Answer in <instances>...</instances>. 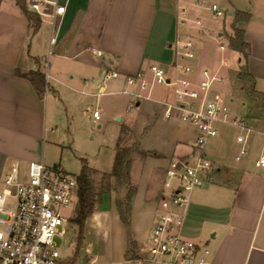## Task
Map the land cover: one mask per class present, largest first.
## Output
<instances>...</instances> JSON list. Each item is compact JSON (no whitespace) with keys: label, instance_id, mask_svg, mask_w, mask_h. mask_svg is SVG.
<instances>
[{"label":"crops","instance_id":"obj_1","mask_svg":"<svg viewBox=\"0 0 264 264\" xmlns=\"http://www.w3.org/2000/svg\"><path fill=\"white\" fill-rule=\"evenodd\" d=\"M30 1L27 0V6L32 10ZM46 1L43 14L37 12L41 20L39 29L32 35L30 21L17 0H0V190L13 163L30 165L44 160L42 150L52 107L60 103L74 116V110L81 106L83 99L105 95L109 99L103 102L99 120L112 116L120 122L118 139L126 126L140 138L141 150L160 155L143 158L138 173L132 170L137 191L130 228L122 222L116 209L118 214H113V219L117 215L118 222L114 224L113 220V230L110 214L100 208L95 214L97 232L113 243V253L117 250L116 255L113 254L117 257L115 262L153 261L146 258L150 255L143 249L146 257L127 259L129 237L146 248L159 211L168 166L173 160H193L201 151L196 146L198 133L194 125L182 121L178 114L171 118L164 116L162 103L174 101V87L156 84L150 66L157 63L169 76L188 77L195 83L200 71L207 69L222 78L221 82L214 83L212 95L220 93L225 84L222 66H212V71L208 67L201 68L199 62L193 63L195 72L185 74L174 67V43L178 38L202 43L214 40L224 49L229 46L227 36L233 30L228 33L224 27L218 30L217 36L211 35L213 27L200 16L208 9L195 5L194 0ZM53 2L65 6L64 13L57 15L55 26L50 16L56 8ZM181 7L188 8L189 20L185 24H179ZM198 19L202 24H196ZM233 19L234 15L231 24ZM247 34L246 29L245 39L252 53V41ZM53 37L56 41L52 44ZM49 49L53 50L51 56ZM94 49L103 54L99 55ZM198 49L196 46L195 53ZM251 57L250 54L248 69L257 86L264 81V68L255 61L252 63ZM44 58L49 59L50 71L43 69ZM227 62L225 58L221 60L222 64ZM18 68L22 72L40 68L50 75L44 97L37 94L29 79L18 75ZM114 71L119 73L118 77L107 75ZM139 72L145 75L148 86L141 91L143 97L137 98L127 91L139 92V87L131 86V89L127 77ZM95 88L98 91L95 92ZM260 118L245 116L244 124L261 128L264 135ZM98 127L101 128L102 123ZM216 136L204 146L205 157L215 152ZM238 136L241 135L233 139L235 160L220 156L217 163L212 161L214 173L188 194V202L182 209L183 235L201 248L209 249L206 258L211 264H264V167L257 164L264 154L254 161L236 159L246 139L243 137L244 141L238 142ZM160 175L157 188L156 178ZM164 259L154 262L166 263Z\"/></svg>","mask_w":264,"mask_h":264},{"label":"built area","instance_id":"obj_2","mask_svg":"<svg viewBox=\"0 0 264 264\" xmlns=\"http://www.w3.org/2000/svg\"><path fill=\"white\" fill-rule=\"evenodd\" d=\"M46 0H31V9L43 14ZM56 6L50 15L53 26L57 15L64 13L65 6ZM197 6H203L215 17H225L227 8L216 2L207 4V0H194ZM187 7L179 11V24H185L189 18ZM196 24H202L198 19ZM52 44L55 38H52ZM176 61L174 67L185 74H193L195 68L191 61L195 58L196 44L193 39L178 38L175 41ZM221 48H224L221 45ZM96 53L102 55L101 50ZM154 82L174 87V101L163 102L166 118L178 114L182 121L197 128L196 146L201 153L193 160H173L167 168L164 180V192L159 202V211L154 226L145 244L153 261L161 260L167 264H211L206 258L208 248H201L197 242L182 233L184 213L182 209L188 202V194L196 187L202 186L214 173L215 165L207 159L202 151L207 141L218 135L216 122L224 121L229 116V107L221 93H213L215 82L222 78L203 70V78L194 82L188 77H171L159 64L150 66ZM108 76L118 77L119 73L109 72ZM47 81L50 75L46 73ZM128 86L139 87L138 91L127 92L137 98L143 97L141 91L146 89L148 81L142 72L127 77ZM256 88L264 94V81ZM97 120L101 119L98 110L94 111ZM244 127L243 120H236ZM238 142L244 138L238 136ZM247 153L242 147L236 159ZM264 167V155L257 161ZM78 178L60 166H49L44 160L31 162L28 177L20 176L19 163H13L7 172L3 188L0 190V264H63L58 239L63 238L70 217L63 213L64 208L75 207L78 202ZM15 205L10 208L9 200ZM161 257V258H160Z\"/></svg>","mask_w":264,"mask_h":264},{"label":"rangeland","instance_id":"obj_3","mask_svg":"<svg viewBox=\"0 0 264 264\" xmlns=\"http://www.w3.org/2000/svg\"><path fill=\"white\" fill-rule=\"evenodd\" d=\"M212 2H216L228 9L226 17L220 18L215 17L209 10L202 11L200 16L204 20L207 19V24L213 27L212 33L210 32L213 36H217L218 30L224 29V27L228 33H231V21L237 10L250 11L251 18L245 24V28L247 29L248 38L252 41L251 62L255 61L259 64V67L262 64L261 67L264 68V61H262L264 60V0H207V4ZM195 42L196 46H199V49L195 53V58L190 60L191 63L199 62L201 68L208 67L211 70L213 69L212 66H222L225 84L222 86L223 90L220 93L226 99V104L229 107V116L224 121L216 122V125L219 127V133L215 137L216 139L213 140L215 152L212 154L208 153L206 158L215 163L218 162L220 156L234 161L235 148L233 139H236L239 134L246 138L245 142L242 143V146L247 150V153L243 155L244 160L254 161L255 158L264 154V135L262 134V129L250 127L246 124L244 127H241L237 123H234L236 122V118L244 121L248 113V100L242 90H240V83L236 77L240 64V54L229 46L220 49L214 40H207L206 43H202L199 40H195ZM52 52L53 50L51 49L49 52L50 56ZM223 58L228 61L227 64L221 63ZM48 61V58H44L43 69L45 72L50 71ZM199 77V80L203 78L202 70L199 73ZM132 87L130 88L132 89ZM96 91H98V88H95ZM98 96H90L87 100L83 99L81 106L77 110H74V116L71 112L67 113L66 108L60 103L56 107H52L48 115L49 128L42 152L44 153V160L47 165L60 166L75 176L81 173L83 159H86L91 167L98 170V173L94 175V179L98 189H100L103 185V174L111 173L114 169L120 122L112 116L105 118L104 121L94 119V110L97 109L101 113L104 100L109 99L105 95ZM78 101L81 100L79 99ZM244 102L246 105L243 104ZM259 121L264 124V118H260ZM99 123H102L101 128L98 127ZM53 129L55 130L53 131ZM209 141L211 142L212 138ZM134 159L136 160L135 164ZM134 159V169L132 164V170L138 173L144 159L140 154L134 155ZM19 167L20 176L26 179L28 177L29 164H20ZM157 177L158 188L161 182V175ZM132 182L134 183L133 179ZM124 195L125 191H113L105 195L102 202L97 204L95 213L86 222V238L79 256L75 255V252H78L76 251V237L79 229L71 221L75 216L77 204L75 207L63 209L64 215L70 217V222L66 227V235L58 239L61 255L64 260L63 264H127L115 262L117 257L113 256V254L116 255L115 252L117 250L115 249L113 253V243L111 244L109 240L104 239L97 232L95 217L100 208L102 211L108 212L114 230V224L118 222L116 221L117 215H115V220L113 219V214L117 213L116 200L118 197ZM9 205L10 208L15 205L14 199L9 200ZM146 258L151 259L149 257ZM141 264L167 263H156L144 259Z\"/></svg>","mask_w":264,"mask_h":264},{"label":"trees","instance_id":"obj_4","mask_svg":"<svg viewBox=\"0 0 264 264\" xmlns=\"http://www.w3.org/2000/svg\"><path fill=\"white\" fill-rule=\"evenodd\" d=\"M24 14L30 21V29L34 35L40 26V17L37 12L30 10L27 6V0H17ZM249 11L237 10L232 22L233 33L228 36L229 47L239 52L240 64L236 72V77L240 83V90L245 94L248 100V114L246 118H264V94L256 89V80L248 69V59L251 54V46L245 39V24L250 20ZM18 75L31 81L37 94L44 97L48 82L46 73L40 68L28 72H22L19 68ZM140 154L143 158L149 155H160L154 151H144L140 149V138L135 136L133 131L128 127H123L120 138L117 143V155L114 169L111 173L103 174V185L98 189L94 175L98 173L97 169L91 167L86 159H83V167L78 178V203L75 210V216L72 222L78 227L76 237L75 255L79 256L82 246L85 242V228L87 220L95 213L98 203H101L103 197L113 191H125L124 196L116 200L120 218L125 226L129 229L132 219V204L137 187L132 182L131 170L134 155ZM142 246L137 240L129 237V245L126 250V258L137 260L144 258ZM75 257V256H74ZM76 258V257H75Z\"/></svg>","mask_w":264,"mask_h":264},{"label":"water","instance_id":"obj_5","mask_svg":"<svg viewBox=\"0 0 264 264\" xmlns=\"http://www.w3.org/2000/svg\"><path fill=\"white\" fill-rule=\"evenodd\" d=\"M118 120H120V117H118Z\"/></svg>","mask_w":264,"mask_h":264}]
</instances>
